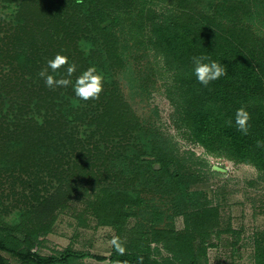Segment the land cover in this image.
<instances>
[{"label":"trees","instance_id":"16d2710c","mask_svg":"<svg viewBox=\"0 0 264 264\" xmlns=\"http://www.w3.org/2000/svg\"><path fill=\"white\" fill-rule=\"evenodd\" d=\"M0 5L14 10L9 23L0 20V208L17 186L35 189L21 224L8 228L0 219V264H13L3 254L20 264H72L81 255L66 251L57 258L38 252L44 244L40 234L50 231L57 210L78 189L73 184L87 175L101 180L143 168L123 153V144L147 127L133 106L150 91L134 78L131 103L121 79H114L133 70L131 60L139 52L152 51L163 61L172 79L168 94L176 96L171 101L181 106L182 123L196 144L211 157L264 172V148L256 146L264 140V0H0ZM82 39L92 46L88 53L78 45ZM58 53L76 71L67 77L64 66L49 74L74 84L94 66L104 77L98 100L74 106L72 84L45 85L39 73ZM196 56L221 63L227 75L200 84L192 61ZM242 106L251 114L247 135L235 125ZM156 151L152 156L160 157ZM145 163L152 170L155 162ZM77 178L82 182L72 181ZM91 191L100 218L114 219L118 230L144 202L106 186ZM183 217L182 230H166L158 228L162 220L154 213L152 231L110 263L160 264L150 248L159 243L172 255L168 264H207L208 250L231 229H222L215 207H196ZM258 264H264V252Z\"/></svg>","mask_w":264,"mask_h":264},{"label":"rangeland","instance_id":"374dc122","mask_svg":"<svg viewBox=\"0 0 264 264\" xmlns=\"http://www.w3.org/2000/svg\"><path fill=\"white\" fill-rule=\"evenodd\" d=\"M13 15V9L0 5V20L9 23ZM81 41L79 47L88 53L89 50L84 49L92 46ZM131 64L133 70L127 75L112 76L121 79L122 91L131 103L133 96L129 84L134 78L140 79L142 86L150 91L148 96L138 97L133 106L147 127L131 134L123 144V153L143 168L137 172L135 167L133 174L119 177L108 174L101 180L97 177L87 179L88 175L84 182L73 179L82 183L73 184L78 189L65 206L57 210L50 231L40 234L44 244L39 255L59 258L71 251L81 255L73 258L72 264H113L109 261L112 256L122 257L110 244L113 236L125 242L127 254L133 240L154 228L153 221L157 219L154 213L162 220L159 229L180 231L184 228L185 212L196 207H215L222 229L231 231L215 240V246L207 252V264H258L264 252V172L251 165L211 157L192 140L182 123L181 106L171 101L176 96L168 94L172 87L171 74L166 72L163 61L154 52L135 54ZM155 149L160 157L152 156ZM149 161L155 162L152 170L145 168V162ZM162 163H166L165 169ZM215 166L227 172L213 171ZM104 171L101 168V172ZM103 186L144 201L135 209L136 216L119 230L113 225L114 219L98 215L99 208L94 204L91 190ZM15 189L0 208V219L8 228L24 221L21 216L31 210L35 194L34 188L17 186ZM150 248L152 258L160 264H168L172 259L161 244L151 243ZM3 255L11 263L20 264L16 258ZM95 257L106 260L99 261Z\"/></svg>","mask_w":264,"mask_h":264},{"label":"clouds","instance_id":"9594fccd","mask_svg":"<svg viewBox=\"0 0 264 264\" xmlns=\"http://www.w3.org/2000/svg\"><path fill=\"white\" fill-rule=\"evenodd\" d=\"M77 4H83V0H76ZM83 45L84 42L81 41ZM90 47V46H89ZM86 52L89 48L84 49ZM194 64V74L197 81L208 86L211 82L218 80L222 76L227 75V68L221 63L211 60L209 56H196L192 58ZM204 61H209L205 63ZM66 67V76L71 77L76 71V65L69 64L67 56L62 54H56L54 59L47 62V67L42 69L39 76L44 79L45 85L50 89L57 87H68L72 84V81L68 78H59L49 74L48 70L51 69L53 73H57L62 67ZM104 77L97 72V69L92 66L87 68L76 78L74 84H72L73 91L76 99L72 101L74 106H78L79 101L98 100L100 94L103 92ZM251 120V114L246 110V107L242 106L236 110L235 113V125L237 131L247 135L249 132V121ZM37 122L42 124L43 119L37 118ZM231 126L232 121H228ZM256 146L258 148H264V140H257ZM110 244L114 247L116 253L119 256H124L127 252L125 242L119 236H113ZM142 260V258H140ZM116 264H128V261H116Z\"/></svg>","mask_w":264,"mask_h":264},{"label":"water","instance_id":"95a60500","mask_svg":"<svg viewBox=\"0 0 264 264\" xmlns=\"http://www.w3.org/2000/svg\"><path fill=\"white\" fill-rule=\"evenodd\" d=\"M213 171H216V172H219V173H226L227 170L226 169H223V168H220V167H213Z\"/></svg>","mask_w":264,"mask_h":264}]
</instances>
